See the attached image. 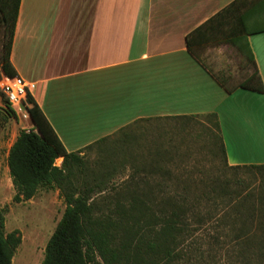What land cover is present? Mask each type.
Instances as JSON below:
<instances>
[{"label": "crops", "instance_id": "obj_1", "mask_svg": "<svg viewBox=\"0 0 264 264\" xmlns=\"http://www.w3.org/2000/svg\"><path fill=\"white\" fill-rule=\"evenodd\" d=\"M232 1L22 0L11 61L69 152L133 139L136 125L151 118L216 115L221 130L242 124V104L262 113L264 93L228 91L189 51L186 37ZM249 41L264 82V32ZM152 87L157 110L128 106L134 91L145 98ZM121 96L127 100L117 101ZM226 158L229 165L249 163Z\"/></svg>", "mask_w": 264, "mask_h": 264}, {"label": "rangeland", "instance_id": "obj_2", "mask_svg": "<svg viewBox=\"0 0 264 264\" xmlns=\"http://www.w3.org/2000/svg\"><path fill=\"white\" fill-rule=\"evenodd\" d=\"M3 35L0 24V74ZM200 54L214 73L227 79L230 85H236L253 71L245 56L227 42L203 47ZM135 86L137 90L136 82ZM154 90L157 89L152 87L151 92L146 91L145 98L134 91L128 106L133 108L134 104L144 102L148 110H157V98L152 97L157 95ZM5 100L0 88V209L5 211L6 232L18 229L22 235L12 264H42L46 244L63 215L65 203L57 189H41L26 201L14 199L16 190L7 165L8 150L28 123L12 113ZM126 100L124 96L117 99ZM245 107L242 104V124L223 123L221 130L208 115L151 118L136 125L133 139L104 141L103 146L87 148V158L96 167L102 158L107 164L109 160L118 164L117 157H127L125 168L94 197L95 214L110 215L117 221V208L139 206L133 201L134 196L145 199L147 214L141 219L144 224L150 220L152 211L163 215L165 210L180 208L192 232L180 238L177 250L183 252L179 254L181 259H174L171 264H243L239 237L242 212L234 210V205L245 193L259 196L264 191V170L249 166L233 168L226 158L235 155L247 164H264V110L254 115ZM240 117V112L233 116L235 120ZM62 158L56 159V165H61ZM237 195L241 199L235 198ZM254 262L255 259L248 264ZM122 264L138 262L124 260Z\"/></svg>", "mask_w": 264, "mask_h": 264}, {"label": "trees", "instance_id": "obj_3", "mask_svg": "<svg viewBox=\"0 0 264 264\" xmlns=\"http://www.w3.org/2000/svg\"><path fill=\"white\" fill-rule=\"evenodd\" d=\"M21 1L0 0V24L4 31L1 71L11 77L18 75L11 61V51ZM260 32H264V0H233L190 32L186 43L189 51L202 62L200 50L203 47L223 42L232 44L252 65L253 71L236 85H230L216 73L214 76L228 91L242 87L264 93V82L249 41V35ZM28 99L34 128L19 132L7 156L16 190L14 199L26 201L41 189H57L65 203L63 215L46 244L42 264H101V261L103 264H122L124 260L132 259L138 264H159V261L171 264L174 259H181L179 254L183 252L177 250L178 242L192 232L188 222L184 221V211L173 208L165 210L163 215L152 211L150 220L144 224L141 219L147 214L145 199L134 196L133 201L139 206L117 208V221L110 215H96L94 197L125 168L127 157H117L118 164L112 160L107 164L102 158L96 162L100 168L91 165L86 154L66 149L42 108L30 94ZM5 104L15 114L7 98ZM211 116L215 117L218 126L216 115ZM86 148H92V145ZM59 157H63V161L56 165ZM230 166L264 170L263 163ZM235 198L241 199L239 195ZM238 202L234 210L242 212L239 229L242 262L248 264L255 259L254 264H264V191L259 196L245 193ZM5 223V211L0 209V264H12L22 235L18 229L7 233Z\"/></svg>", "mask_w": 264, "mask_h": 264}, {"label": "built area", "instance_id": "obj_4", "mask_svg": "<svg viewBox=\"0 0 264 264\" xmlns=\"http://www.w3.org/2000/svg\"><path fill=\"white\" fill-rule=\"evenodd\" d=\"M0 88L5 94L11 108L18 115L21 121L28 123L24 125V129L29 131L34 128L31 114L29 112L30 102L28 95L30 94L28 84L20 75L8 76L1 72Z\"/></svg>", "mask_w": 264, "mask_h": 264}]
</instances>
